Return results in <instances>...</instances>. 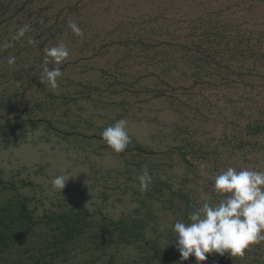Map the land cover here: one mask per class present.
Returning a JSON list of instances; mask_svg holds the SVG:
<instances>
[{
  "label": "rangeland",
  "instance_id": "1",
  "mask_svg": "<svg viewBox=\"0 0 264 264\" xmlns=\"http://www.w3.org/2000/svg\"><path fill=\"white\" fill-rule=\"evenodd\" d=\"M228 167L264 171V0H0V264H180L170 225ZM206 255L264 264V241Z\"/></svg>",
  "mask_w": 264,
  "mask_h": 264
},
{
  "label": "clouds",
  "instance_id": "2",
  "mask_svg": "<svg viewBox=\"0 0 264 264\" xmlns=\"http://www.w3.org/2000/svg\"><path fill=\"white\" fill-rule=\"evenodd\" d=\"M68 26L76 35H83L76 23L70 22ZM30 27L26 24L19 28L17 35L23 36ZM29 42L35 43L32 40ZM69 54L68 47L63 43L45 49L40 79L43 84L53 89L57 87V78L63 75L60 65ZM8 63H15V57H11ZM50 63L54 65L52 68L48 66ZM127 125L128 121L122 118L100 134L116 153L125 151L130 142ZM68 180L67 175L61 174L51 183L62 192ZM139 180L140 190H146L150 181L146 168ZM212 187L221 196L218 203L207 197L188 213L186 220H176L170 225L180 253V264L190 256L195 258L196 264H201L207 260L206 254L212 253L223 256L227 252L231 257H242L250 245L264 241V171L228 167L215 176Z\"/></svg>",
  "mask_w": 264,
  "mask_h": 264
},
{
  "label": "trees",
  "instance_id": "3",
  "mask_svg": "<svg viewBox=\"0 0 264 264\" xmlns=\"http://www.w3.org/2000/svg\"><path fill=\"white\" fill-rule=\"evenodd\" d=\"M84 211V210H83Z\"/></svg>",
  "mask_w": 264,
  "mask_h": 264
}]
</instances>
